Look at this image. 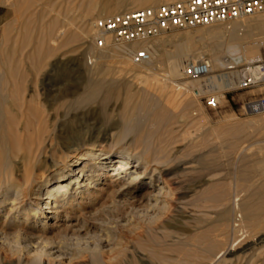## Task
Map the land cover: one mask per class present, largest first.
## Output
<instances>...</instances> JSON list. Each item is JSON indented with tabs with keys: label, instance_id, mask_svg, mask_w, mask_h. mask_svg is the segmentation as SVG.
<instances>
[{
	"label": "bare ground",
	"instance_id": "bare-ground-1",
	"mask_svg": "<svg viewBox=\"0 0 264 264\" xmlns=\"http://www.w3.org/2000/svg\"><path fill=\"white\" fill-rule=\"evenodd\" d=\"M38 1L40 0H0V3H9V6L13 9L14 13V20L9 23L7 27H2L0 31V212L5 211V218L3 219L4 221L0 225V245L1 248L7 250L9 249L11 253L17 254H14L15 256L19 255L20 259L25 256L27 262L24 261L23 264H44L45 258H48V260H46L48 261L47 264H72L73 254L80 253L81 255V252H84V250L93 251V253L100 251L98 248L99 246L97 247V245H90L87 248L85 247L83 249H76L75 247L80 244L78 239L76 240V244H78L76 246L74 244V240L69 241V239L73 236V232L90 223V216L92 217V215L105 209H111L117 206V199L112 202L110 201V199L113 198L112 196L119 197L122 194L128 193L125 190L133 185L140 184L147 187L149 189V195H147V198L149 199L150 203L148 202L149 204L143 206L136 204L128 205L122 218H115V220L121 219L120 221H124L122 224H131L138 221L139 224L141 222L147 225H154L165 221L164 214L171 210L170 207L172 206L171 200L169 199L172 198L176 194L175 191H177L174 187V185L177 184L174 179L176 178L174 177V173L177 171L173 169V164L171 163L172 160L170 158V154L172 152H168V154L170 153L168 156L165 152L166 149H164L166 148V145L163 146V149L161 148L162 146L159 148L151 141L153 139L150 138V140L146 135L147 133H141L143 132L142 128H138L137 126L139 124L141 125V123H147V121L150 122L151 120L154 122L160 121L156 117L157 111L160 108H176L177 105L175 106V104L173 105L171 102L162 103L159 100V98L162 96V93H167L166 90L168 89L166 87L168 84L165 83L164 79H162L164 80L162 81L164 84L161 82V84H155L154 87L152 86L154 82L151 83L152 85L150 86L148 81L145 83V85H143L142 88L133 90L130 86V78L125 75V77H120L118 76L119 73L117 74L118 77H116L115 71L118 69L119 71L122 70V72H132L131 74H134L138 68H143L146 72V70L148 71V69L152 67L156 60L158 62H165L167 67L166 74L168 81L176 84V86H178L177 88H179H176V90H180V93L173 95L175 96L174 99L177 101L182 98V94L193 93L194 96L198 97L206 93H218L232 88L236 85V78H238L240 72H224L222 74L210 76L207 79L189 82L187 81L185 83L177 84L178 82L175 81L183 77L182 70L184 64L187 61L190 59L198 61L204 58V53L192 45L190 37L187 36L185 38L188 43H184L183 46H176L175 48L173 47L174 49L172 50H165V48L162 50V45L158 43L156 44L154 51H152L148 46L149 44H144L141 40L127 44H118L117 46H112V44L107 47V51L104 50L100 53L95 52L94 49V54L89 57L91 60L90 64H92V66L86 67V72L88 74V80L86 81H90L89 84L94 86L92 87L94 90L91 88L92 92L89 93L88 91L90 89L87 91L86 87V91L81 96L79 95L80 97L78 96L79 99L77 98V100H67L64 101V103H61V106H65L66 108L65 112H59L56 110V114H53L50 112L53 106L56 107L57 102L61 101L62 99L66 100V98L73 93L72 89L69 87V85H67V82L71 81V79L66 83L63 81H58L57 88L50 89L58 91L59 93L54 97L51 95L52 92L49 93L47 97L49 102V110L45 111V109H43L42 105L40 104V97L38 95L39 92L37 93L35 91L36 87H28L27 85L29 74L31 72H35L37 75H41V77L45 78L53 74L54 77L48 86L55 80L61 78V76H65L64 74L68 75L70 72L68 73L67 70H71V66H69L67 62H62L61 59H58L56 62H54L55 64L52 65V74H41V71H43V67L48 65L47 63L52 58L56 57L59 52L65 48V46L75 41L80 42L81 40L84 41L83 43H85L87 37H89V34L92 33V35H96V30L94 28V20L93 22L91 21L89 26H87L89 28L85 27L87 23H84L83 19L82 22L80 21L81 24L76 25L75 28L71 27L74 24L69 19L60 21L58 18H56L50 20L46 24H43L40 21L46 15V6L45 4H39ZM124 1L125 0H90V2H93L94 4L93 5L91 3L93 5L92 9L94 11L98 5H100L98 17L103 16L104 13H109L110 15L119 13L121 14L122 12L120 7H122L121 3ZM133 1L136 2V0H132V2ZM161 2L162 0H138L136 4L139 5L137 7L140 8L158 5ZM47 8L51 9L50 7ZM132 9L133 8H130L128 11H131ZM48 12H50V10ZM86 13L89 17L88 10ZM82 15L85 14L83 13ZM87 16L85 15L86 18ZM249 17L250 16H248V19L243 18L232 21L230 27H215L212 30L209 29L210 32L208 34L210 35L209 39L211 40V42H209V53L212 69L216 67L231 70L243 64L250 65L264 60V13L254 14L251 15L250 18ZM22 19L26 20V26L22 28L20 27L21 29H18L16 33H13V28ZM204 37L205 36H203V39ZM78 38L79 41H77ZM108 42H110V40ZM88 45L90 46L89 43ZM140 50L149 51L151 59L146 63L136 64L133 62L131 57L133 53ZM110 56L117 58L116 65L111 63V60L109 59ZM129 61H131L133 65H130ZM146 64L149 67H145ZM74 65L78 66L77 64ZM63 68L64 70H61ZM87 84L88 83H86V85ZM28 88H30V90L28 95H26ZM123 95L124 102L122 104V114L119 124L121 125L122 135L109 144L110 148H105L98 141L92 143L85 142L80 146H73L74 144H71L74 138L73 136L79 135V129H82L84 124L87 123V121L83 122L81 119H79V115L76 114L73 117L70 116L67 118L71 111H75L78 108H84L91 102L93 105V101L95 102V100H99L101 107L99 114L102 116V118H100V122L105 124L112 118L111 117L109 119V112L107 111L108 103L112 100H118ZM217 99H219L218 96ZM61 106L59 105V107ZM63 116H66L64 120H62ZM59 120L62 121L58 123V128L55 129ZM187 122H189V120H187ZM170 123L171 122H169V124ZM163 126L165 125L163 124ZM151 127L149 126V129ZM169 133H172L171 130ZM130 134H133L134 136L128 140L127 137ZM164 134L166 135L167 133ZM170 136H172V134ZM154 140H157V138ZM163 143L165 144V142ZM245 149V151L249 150L247 147ZM260 153H263L261 158H259V160L256 162L254 161V165H246L245 167L243 166V168L240 169V173L244 174L259 172L258 174H264V152L261 151ZM254 155L255 153L253 152L245 154L243 159L247 160L248 157ZM199 158H201V161L202 157ZM185 169H187V167L183 166V168L181 167L178 170L182 171ZM252 185L254 184L252 183ZM242 186H244V184ZM248 189H250V183ZM248 189L247 191L237 192L233 196L230 195L231 193H217L218 195L215 196L217 202H225V204L222 203V205L223 207L227 208V211L234 212L233 222L232 224H228L231 228L229 229L232 230V232L240 234L239 237L246 236L252 230L254 231L255 228H259L261 230V228L264 226V192L254 191L255 189H253V187V191H249ZM102 194H104V196ZM205 195L209 196L208 194ZM194 196L192 195V197ZM200 196V202H203L205 197L203 194H200ZM175 197L176 196L173 198ZM202 198L204 200H202ZM97 200H101L102 202L96 208L94 207V203H96ZM210 200H214V198L212 197ZM195 202L197 203V201ZM211 202L213 203L214 201ZM204 204L206 205V203ZM222 205L220 207H222ZM187 206L188 205H186V208ZM223 207L222 209H224ZM198 210L189 212L190 217H196L199 213ZM227 211H225L223 214H226ZM106 219L108 222H111L110 218ZM222 222L223 221H221V223L219 222L218 224H220V226L222 224L223 227L225 223ZM228 224L225 226V230ZM205 228L204 231H207ZM51 229H57V232L63 234V238L65 239L62 240L64 241L58 242L55 241L54 238L52 240L44 235V231ZM211 229L212 228H210V230ZM215 229L219 228L216 226ZM215 229L212 230V232L216 231L217 234H219ZM220 230L222 231V229ZM206 231L204 234H209V232ZM255 231L257 230L255 229ZM70 232L72 234H70ZM211 234H215L217 237L216 233ZM199 235L201 236V231ZM203 236L204 235H202L201 238H203L202 240H204V242L202 240L201 241L202 243H205V247L211 249L212 247L217 246L215 242L217 239ZM208 236H210V234ZM207 238H211L212 240ZM219 238L221 237L219 236ZM223 240H225V238L222 239V241ZM238 240L239 238H236L230 247L226 245L227 248H224L225 251L223 248L219 252L217 251L218 253L215 255V258L219 259L225 253L236 255L234 252L235 242ZM79 241L81 240L79 239ZM107 245L109 247V251L107 250L109 254L112 252L113 248L117 247L115 244L114 247L110 248L112 243H109V240ZM200 245L201 244H199V246ZM251 246V244L245 247L243 246L244 248L241 250V252L244 253L248 251ZM197 251L200 253L201 250L198 249ZM210 251L215 252V250ZM116 252L119 253V251ZM161 253L162 251L160 254ZM109 254L107 255L109 256ZM164 255L165 254H163V257H165ZM75 256L76 255H74V258ZM156 256H158V254ZM195 256L196 254L194 255L195 260H197L196 257H203V255ZM109 257L110 258L107 257L108 261L111 262L120 260V257L117 260V255L115 254H112ZM124 258L123 261H126ZM212 258L213 257H211V259ZM199 259L200 258H198V260ZM182 260L183 259L181 258L178 263ZM203 260L205 261V259ZM20 262L21 261H19V264ZM172 262H174L173 264L177 263L174 258L170 263ZM211 262H213V259ZM98 263L99 262L97 261V264ZM182 263H184V261H182ZM109 264L112 263L109 262ZM253 264L255 263L253 262Z\"/></svg>",
	"mask_w": 264,
	"mask_h": 264
},
{
	"label": "rangeland",
	"instance_id": "rangeland-1",
	"mask_svg": "<svg viewBox=\"0 0 264 264\" xmlns=\"http://www.w3.org/2000/svg\"><path fill=\"white\" fill-rule=\"evenodd\" d=\"M137 1L138 0H136V2ZM176 1H180V0H162V2L159 3L158 5L146 6V7H140L139 8V7H137L139 5H137L136 2H134V1L132 2V0H125L124 2L121 3L122 7H120L121 8L120 10L122 12L121 14H125V13L133 12V11H136L139 9L157 7L161 4H166V3H170V2H176ZM38 3L41 5L45 4L46 8L50 7L52 9L51 10L49 8H47V9L45 8L46 15H47V12L49 10H50V12H48L49 16L45 15V17L40 21L43 24H46L50 20H53L56 18H58V20H60V21H63L65 19H69L74 24L71 27L75 28L76 25L81 24L82 19H83V22L88 24V25L86 24L85 27L89 28L87 26H89L91 21L92 22H93V20L96 21L97 18L101 19V18H105V17L118 15V14L110 15L109 13H104L103 16L98 17L100 5H98V7L94 11L92 9V6L94 4H93V2H90V0H40V1H38ZM130 8H133L134 10L132 9L131 11H128V9H130ZM87 10H88L89 17L87 16V13H86ZM51 11H53V12H51ZM83 13L87 16V18L85 17V15H82ZM54 14H55V16H54ZM95 16H96V19H95ZM99 19H97V20H99ZM245 19H248V17ZM13 20H14V13H13V9L9 6V3L8 4L7 3H0V31H1L2 27L3 28L7 27V25L9 23H11ZM25 21H26L25 19H22L20 22H18V24H16L15 27L13 28V31H14L13 33H16L18 29L25 27L26 26ZM231 22L232 21L214 23L211 25L199 26V27H194V28L175 29V30L170 31L168 33L162 34L159 37L158 36L151 37V38L141 40V41H143L144 44H147V45L149 44L148 46L152 51H154V49L156 48L155 46L158 43H160L162 45V47H161L162 50H164V48H165V50H172L176 46H183L184 43L185 44L188 43L185 39L188 36V37H190V41H191L192 45L195 46L199 51L204 53V55H203L204 58L210 60V53H209L210 43L209 42H211V40L209 39L210 35L208 33L210 32V30L214 29L215 27H221V28L222 27H230ZM204 32H207V33H204ZM90 35H91V37H90ZM203 36H205L204 39H203ZM77 41H79V38ZM83 42L84 41H82V40L80 42L75 41V42L65 46V48L62 49L63 51L62 50L60 51L62 55L59 52V54L56 57L52 58L47 63L48 65L43 67V69H42L43 71H41V74L42 73L52 74V70H53L52 65L55 64L54 62H56L58 59H61L62 62H67L69 64V66H71L70 67L71 70H67L68 73L70 72L68 75L64 74L65 76H61V78H59L58 80H55L54 82H52L48 86V84L50 83V81L54 77L53 74L50 75L49 77H46V78L41 77V75H37V73H35V72H31L29 74L27 85H28V87L29 86L36 87L35 91L37 93L39 92L38 95L40 97V104L42 105V108L45 109V111L49 110V108H48L49 102H48V98H47L49 93L52 92L51 95L53 97L58 95V93H59L58 91L50 90V89L57 88L58 81H63L66 83L67 81H69L71 79V81H69L70 83L67 82V85H69V87L72 89L73 93L71 95H69L66 98V100L62 99L61 101L57 102L56 107L53 106V108L50 111L53 114H56V110L59 112H65L66 108H65V106L64 107L61 106V103L62 102L64 103V101H67V100H73V99L77 100V98L79 99V97L86 91L85 90L86 87H87V91H88V89H90L88 91L89 93L92 92L91 88L94 86L89 84L90 81L89 82L86 81V80H88V74L86 72V69H87L86 67L92 66V64H90L91 60L89 57L94 54L93 53L94 49H95V52L100 53L104 50L107 51L108 48L107 47L105 49L104 48H98L96 43H95V36L92 35V33L89 34V37H87V40L85 41V43H83ZM88 43L90 44V46L88 45ZM122 44H127V43H122ZM110 45H112V44H110ZM114 45L117 46L118 44H113L112 46H114ZM87 47H88V49H87ZM92 48H93V50H92ZM101 49H103V50H101ZM109 59L111 60L112 64L116 65V61H117L116 57L110 56ZM93 60H94V58H93ZM189 61L193 62L194 60L190 59ZM129 63H130V65H133L131 61H129ZM74 64H77L78 66H75ZM246 66L247 65L243 64V65H240V66L236 67L235 69H231V70L215 67L214 69H212L213 70L212 76L216 75V74H220V73L222 74L224 72H232V71H239L240 72V70L245 68ZM145 67H149V66L146 64ZM166 68L167 67H166L165 62H160V61L158 62L156 60L153 63L152 67H150V69H148V71L146 70V72H145V69H143V68L142 69L138 68L136 70V73H134V74H131L132 72H124V71L122 72V70L119 71L117 69V71H115L116 72L115 76L116 77H118V76L123 77L125 75V76L129 77L131 80L130 86H131V89H133V90L142 88L143 85H145V83L148 81L150 83V86L152 85L151 83L154 82L152 85L154 87H155V84L156 85L161 84V82L164 80H165V83L168 84L166 87L168 89V90H166L167 93L166 92H164V94L162 93V96L160 98L158 96V98L162 103L171 102V103H173V105L174 104H175V106L177 105L176 108L175 107H173L174 109H172V107H171V109H167L164 107H163L164 109L160 108L158 110L159 112L157 111L156 117L158 120H160L162 122H160V121L154 122L151 120L150 122L147 121V123H141L142 126L140 124L137 126H138V128H142L143 132H141V133H144V132H145L144 134L147 133L146 135L148 136V138L149 139L152 138L153 140H151V139L150 140L154 144H156L159 148L162 146L161 148L163 149V146L166 145V148H164V149H166L165 152L167 153L168 156L170 154V153L168 154V152H172L170 154L171 155L170 158L172 160L171 163L173 164V169L175 171H177L176 173H174V177H176L174 179H175V182H177V184L174 185L175 189L177 190V191H175L176 194L174 196H176L177 198L175 197L176 198L175 199V198H173L174 197L173 196L172 198L169 199V200H171L172 206L170 207L171 210L167 211L166 214H164V220H165V221L163 220L164 222H161L160 224L159 223L154 224L155 226L143 224L140 222V224H141V226H140L139 222L137 221L138 225H137V222H133V223H131L132 224V226H131L130 223L127 224L126 222H125L126 224L123 223L124 224L123 225L122 222H124V221H120L121 219L115 220V218H122L123 214L125 213V209L127 208L128 205L136 204V205L143 206V205L149 204L150 201L147 198V195H149V192H148L149 189L145 186L137 184V185H133V186H130L129 188H127L125 191H127L128 193H126V194H122L119 197L118 196H112L113 198H111V199L109 198V199L111 202L115 201L117 199L116 205L117 204L118 205L115 206L116 208L114 207L111 209H105L99 213L92 215V217L90 216V218H89L90 223L88 225L84 226L83 228L77 229L75 232H73V236L69 239V241L74 240L75 246L78 245V244H76V242H77L76 240L78 239V242H80V244L75 247L76 249H80V248L83 249L85 247L87 248L90 245L91 246L97 245V247L99 246L98 248L100 249V251L93 253V251H87V250L85 251L84 250V252H81V255H80V253L79 254H73V263L72 264H97V261L99 262L98 264H109V262L112 264H113V262H114V264L117 262H118L117 264H120V262H121V264L123 262H125L123 264H128V263L129 264H168L171 261H173V258L177 261V263H175V264H179V263L181 264L182 261H184V263H182V264H237V263L238 264H249V263L253 264V262L255 264H264V254H263V252H264V250H263L264 249V226L262 228L260 227L262 231L259 228H258L259 230L257 228H255L257 231H255V229H254V231L252 230L253 232L251 231L252 233L250 232L246 236L239 237L240 234L232 232V230H230L231 228L229 226V224L230 223L232 224V222H233L234 212L227 211V208L223 207V205H222V203L225 204V202H222V203L217 202V199L215 197L216 195H218L217 193H219V194L220 193L221 194H225V193L230 194L231 193L230 195L233 196L237 192L247 191V189L249 188V183H250V189H248L249 191L250 190L253 191L252 190V187H253V189H255L254 191L264 192L263 191L264 190V177H263L264 174L263 173H261V174H258L259 172L244 173V174L240 173V169H242L243 166L245 167L246 165H248V166L254 165V163L257 160H259V158H261V156L263 154L260 152L261 151L264 152L263 151L264 150V131H263L264 130V118L262 116H259V115L243 116V115L239 114V109H240L241 103L247 99H250V98L258 95L261 92V89L260 88H254V89H250V90L239 91L236 89V85H235L232 88L226 89L222 92H218V93L212 92V94L215 97H217V96L219 97V99H218L219 104L215 108H212V107L207 105V97L209 96V94H207V93L200 95L198 97L194 96L193 93L182 94V98L179 99L181 101H179V100L177 101L174 99L175 96H173V95L180 93L179 92L180 90H176V88L178 86H176V84H173L170 81H168L167 74H166ZM61 70H64V68ZM128 73L132 76H130ZM117 74H118V76H117ZM72 75H73V77H72ZM162 79H164V80H162ZM158 81H160V82H158ZM187 81L189 82V81H196V80L181 77V79L179 78L175 82H178L177 84H179V83H185ZM85 82L88 84L86 85ZM29 83H30V85H29ZM162 84H164V82H162ZM177 89H179V88H177ZM29 90H30V88H28L26 95H28ZM42 90H44V91H42ZM92 90H94V88H92ZM46 101H47V103H46ZM98 101H96V100H95V102L93 101V103H94L93 105L91 102V103H89V105H86L84 108H78L75 111H71L69 113V115L67 116V118L70 116L73 117L76 114V115H79V119H81L83 122L87 121V123L84 124L83 128L79 129V131H78L79 135L73 136L74 138H73L72 143H71L72 145L74 144L73 146H75V145L80 146L85 142L86 143H92V142L98 141L99 143H101L102 146H104L105 148L108 149V148H110L109 144L113 140L117 139L118 137H120L122 135L121 125H119V124H120V120H121L122 104L124 102V95L121 96L118 100H112L108 103L107 111L109 112V119L111 117L112 118L105 124H102L100 122V120H101L100 118H102V116H100V114H99L101 111V107H100V101L99 102ZM180 103H183V104H180ZM44 104H46V105H44ZM58 104L62 107V109H61V107H59ZM175 110H177V111H175ZM161 115H162V117H161ZM65 118H66V116H63L62 120H64ZM169 118H171V119H169ZM187 120H189V122H187ZM61 121L59 120V122H57V126L55 127V129L58 128V123H60ZM169 122H171L170 124H172V125H170ZM150 123L152 124V127H151ZM153 123H155V124H153ZM163 124L165 126H163ZM167 125H169V126H167ZM258 125H260V126H258ZM149 126L151 127L150 129H149ZM161 126H162V128H161ZM166 127H168L169 129ZM158 129L160 130V133H159ZM168 130H169V132L171 130L172 136H170L171 134L168 132ZM172 130H174V131H172ZM164 133H167V134L165 135ZM161 134H164V135H161ZM133 136H134L133 134H130V135H128L127 139L129 140ZM156 138H157V140H154ZM166 139L167 140L170 139V140L167 141ZM156 141H158V142L155 143ZM166 141H167V144H166ZM163 142H165V144ZM252 145H253V147H252ZM246 147L249 150L245 151ZM259 148H260V150H259ZM242 150H244V151H242ZM248 152L249 153L253 152V153H255V155L248 157L247 160H244L243 157L245 156V154H249ZM199 155H201V156H199ZM203 155H205V156H203ZM199 157H202L201 161H200L201 158H199ZM185 163H188V164H185ZM183 166L187 167V169L182 170V171L178 170L181 167L183 168ZM195 172H197V173H195ZM248 181H249V183H248ZM252 183L254 185H252ZM243 184H244V186H242ZM251 185H252V187H251ZM219 186H221L222 188ZM247 186H248V188H247ZM202 188H204L205 190ZM245 188H247V189H245ZM214 189H216V190H214ZM229 191H232V192H229ZM206 192H208V193H206ZM200 194L201 195L203 194V196L205 197L204 198L205 200L202 198V200H204L205 202L204 201L200 202L201 201ZM205 194H208L210 197L205 195ZM102 195L104 196V194H102ZM192 195L193 196L195 195V196L192 197ZM212 197L214 198V200H210V199H212ZM174 199L176 200V203H175ZM195 201H197V203ZM206 201H208V202H206ZM211 201H214V202L216 201V202L215 203L213 202L214 203L213 204ZM101 202H102L101 200H97L96 203H99V204L94 203L95 204L94 207L97 208ZM194 203H195V205H194ZM200 203H202V204H200ZM204 203H206V205ZM216 203H217V205H216ZM218 203H219V205L221 204L224 209H222V207H220L221 205L219 206ZM228 203H229V201H228ZM186 205H188L187 208H186ZM206 207H208L209 209ZM197 210L199 211L198 215L202 216V217H199L198 215L196 217H190L189 212L197 211ZM225 211H227L226 214H223ZM167 216H168V218H167ZM220 217H222V218H220ZM4 218H5V211H1L0 212V225L3 223ZM106 218H110L111 222L110 221L108 222V220ZM100 219H104V220H100ZM103 221H105V222H103ZM209 221H211V222H209ZM221 221H223L225 223V225L223 224L224 225L223 227H222V224H221V226H220V224H218L219 222L221 223ZM226 223L227 224L229 223L228 224L229 227L227 226L226 230H225L224 228L227 225ZM133 224H136V225H133ZM214 226H215V228L217 226V228H219V229H215ZM204 228L207 229V231L206 230L205 231L209 232L210 236H208L209 235L208 233L204 234L205 233ZM210 228H212V229L210 230ZM214 229L217 230L219 234H217L216 231L212 232V230H214ZM220 229H222V231ZM200 231H201V236L199 235ZM225 231H227V232H225ZM44 232H45L44 235L49 237V239L53 240V238H54V240L58 241V242L64 241L62 239H65V238H63V234L57 232V229H53V230L51 229V230L44 231ZM211 233H216L217 237L215 236V234H211ZM70 234H72V233L70 232ZM220 234L221 235L223 234V235L221 236ZM202 235L207 236V237H211L212 239H217L221 243H219L217 240H215L216 245H217V246L215 245L216 247H212L211 249L208 247H205V245H204L205 243H202V241L204 242V240H202L203 238H201ZM235 235H237V236H235ZM163 236H165V237H163ZM219 236L222 239L225 238L226 241L223 240L224 241L223 242L222 239L219 238ZM250 237H252V238H250ZM253 237H255V238H253ZM196 238H197V240H196ZM211 238H207V239H211ZM236 238L237 239L239 238V240L237 242H235V251L234 252L236 253V255L235 254L231 255L230 253H227V254L225 253L222 257H220L219 259H216L215 255L222 248H223V250H224V248H227L226 245L230 247L232 242ZM79 239L81 241H79ZM111 239H113V240H111ZM188 239H189V241H188ZM108 240H109V243H112L110 248L114 247L115 244H116L115 246H117L116 248H113V250H112V252H110V254L108 252L109 251L108 250L109 247L107 245ZM193 240H195V241H193ZM196 242H198V243H196ZM117 244L118 245L120 244L119 247ZM199 244H201V245L199 246ZM218 244H220V245H218ZM249 244L252 245L251 248L248 251L242 253L241 250ZM202 246H204V247H202ZM148 247H151L153 249L148 248ZM196 247H197V249H196ZM219 247H221V248H219ZM0 248H1V245H0ZM3 249L4 248L0 249L1 250V252H0V264H19V261H21L20 264H23L24 261L27 262V260L25 259V256L23 258L21 257L22 259H20L19 255L15 256L17 254L11 253V251L9 249L8 250L4 249V251H3ZM198 249L201 250L200 253H199V251H197ZM258 249H260V250H258ZM121 250H124V251H121ZM210 250H215V252L210 251ZM116 251H119V253ZM161 251H162V253L160 254ZM202 253H204V254H202ZM107 254H109V256H111L112 254H115V255H117V260L119 259V257H120V260H118L116 262L115 261H112V262L108 261V258H110V257ZM118 254H120L121 256ZM157 254H158V256H156ZM163 254H165L164 255L165 257H163ZM185 254H186V256H185ZM195 254H196V256H202L203 255L204 258L195 256L197 259V260H195V258H194ZM74 255H76L75 258H74ZM126 255H127V257H126ZM153 256L155 257V259ZM124 257H126V258H124ZM211 257H213L212 258L213 262H211L212 261ZM123 258L126 259V261L125 260L123 261ZM181 258L183 260L178 263V261L181 260ZM198 258H200L199 260H201V261H199ZM202 258L205 259V261ZM222 258L224 259V261ZM210 259H211V261H210ZM226 259H228V260H226ZM46 260H48V258L44 259V264H47L48 261H46ZM231 260H232V262H231ZM250 260H252V261H250ZM174 262H172L170 264H173ZM187 262H191V263H187Z\"/></svg>",
	"mask_w": 264,
	"mask_h": 264
},
{
	"label": "built area",
	"instance_id": "built-area-1",
	"mask_svg": "<svg viewBox=\"0 0 264 264\" xmlns=\"http://www.w3.org/2000/svg\"><path fill=\"white\" fill-rule=\"evenodd\" d=\"M263 13L264 0H180L94 21L95 43L98 48H106L110 44L145 40L175 29L229 22ZM131 58L134 63L143 64L151 59V55L147 50H140L133 53ZM182 73L184 78L203 80L212 76L213 70L210 60L202 58L186 62ZM236 81L239 91L261 89L258 95L241 103L239 114L264 118V60L241 69ZM207 94V105L217 107V97L212 93Z\"/></svg>",
	"mask_w": 264,
	"mask_h": 264
}]
</instances>
